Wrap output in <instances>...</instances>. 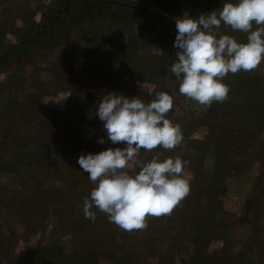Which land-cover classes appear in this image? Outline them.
Returning a JSON list of instances; mask_svg holds the SVG:
<instances>
[{"label":"rangeland","instance_id":"374dc122","mask_svg":"<svg viewBox=\"0 0 264 264\" xmlns=\"http://www.w3.org/2000/svg\"><path fill=\"white\" fill-rule=\"evenodd\" d=\"M103 1L159 9L155 0ZM62 2L0 0V57L17 51L0 63V264H264V250L243 247L251 236L264 246V60L243 71V82L229 73L227 100L210 107L180 94L170 71L176 20L223 5L168 1L147 24L92 15L63 30L55 21ZM38 34L51 38L45 48H23ZM219 35L246 43L248 34L222 23ZM239 84L248 90L247 109ZM108 92L146 104L170 94L166 118L182 129L177 148L141 150L145 163L156 155L189 159L183 176L190 182L172 213L147 216L143 230L125 231L97 209L94 222L83 212L94 185L79 156L126 146L108 140L95 114ZM206 236L196 247L193 240Z\"/></svg>","mask_w":264,"mask_h":264},{"label":"clouds","instance_id":"9594fccd","mask_svg":"<svg viewBox=\"0 0 264 264\" xmlns=\"http://www.w3.org/2000/svg\"><path fill=\"white\" fill-rule=\"evenodd\" d=\"M222 23L248 34L247 42L219 35ZM176 28L177 62L170 71L180 81L179 93L202 106L227 100L230 89L222 80L229 73L251 72L264 60V0L226 2L196 18L184 13ZM172 108L173 97L163 92L147 104L115 92L101 98L95 114L108 140L126 146L79 156L77 163L94 185L84 199L85 218L94 222L97 209L125 231L143 230L147 216L170 215L189 194L190 182L183 176L188 161H161L158 155L147 163L139 159L142 149L173 150L182 144L180 125L166 118Z\"/></svg>","mask_w":264,"mask_h":264},{"label":"trees","instance_id":"16d2710c","mask_svg":"<svg viewBox=\"0 0 264 264\" xmlns=\"http://www.w3.org/2000/svg\"><path fill=\"white\" fill-rule=\"evenodd\" d=\"M155 1H156L155 5L159 9L157 8L158 10L147 12V10H148L147 7H140L138 5L133 6V7H130V6L124 7V6H121L118 4L112 5L111 2H107V1H103V0H63L62 4L60 6L61 7L60 10L57 11L58 15L59 16L62 15V16H61V18H59V16L56 15L55 21L57 22L58 25H61L60 28H62L63 30L64 29L66 30L68 27L72 26L73 24L76 25V24L80 23V21H82L84 18L90 17L92 15H95L96 17L99 16V17L105 18L109 21L111 20V21L132 23L135 20H137L138 22H141L143 24H147V23H150L151 20L153 19L152 16L159 15V13L162 11L161 9L163 8L164 3H167L168 1H173L178 5L181 4L182 6H184L185 4L190 5V6L194 5L196 7V9H200V7L198 5H202V6L206 5V6H208L207 9H210V8H215V7L221 6L224 3L230 2L232 0H230V1L229 0H155ZM111 6H115L116 8L112 9ZM63 30H61V31H63ZM46 32H50V31H46ZM46 32H45V34H46ZM45 34H43V35H45ZM47 34H50V33H47ZM38 36H40V34L35 35V36L32 35L25 43L22 44L23 48H26L27 46H29L31 48H33L34 46H39L41 48H45V46H47L51 41V38L49 36H45V37L43 36L44 40H42V38H39ZM4 53L5 52H2L1 55L3 56ZM12 55H13V57L17 56V51L16 50L10 51L8 57L7 56H3L4 58L0 57V63H3L4 60L6 61L7 59H10ZM171 61L172 62L169 63L170 66L172 64H174L175 62H177V56H172ZM250 76H251L250 80L255 79L258 83L262 80L261 78L255 76V75H250ZM243 77H244V72L243 71L238 72L237 78H239L241 82H243V80H244ZM174 80H175L176 85H177V90L179 91L180 81L176 77H174ZM262 89L264 92V88H262ZM238 91L239 92H237V94L239 93L240 95H238L237 97L241 98L243 100L242 103H244L242 106V109H247L248 108V106H247L248 97L244 96V95H247V93H248L247 92L248 90L246 89V84H239ZM218 104H220V103H218ZM239 124H241V123H239ZM231 126H233L235 128L234 132L241 131L238 128H236L235 125H231ZM216 156H218V154L214 153L215 160L217 159ZM188 160L189 159H186V161H188ZM100 213H103V212H100ZM103 219L105 220V218H103ZM90 225L91 224H88V228H87L89 230V232H91ZM200 241H202V242H200ZM209 241L210 240L206 236L205 238L194 239L193 243L195 244L196 247L198 246V247L202 248V246H204ZM198 243H201V245H199ZM244 246L249 247L248 248L249 250L253 249L256 252L261 251L260 255L262 254V252L264 250V246L262 248H260L256 245H254L253 236H251L248 239L247 244H245V243L243 244V247Z\"/></svg>","mask_w":264,"mask_h":264}]
</instances>
